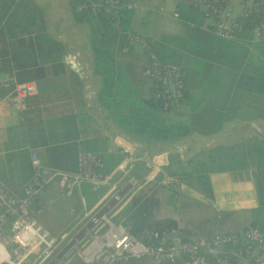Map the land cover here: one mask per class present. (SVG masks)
<instances>
[{
	"label": "crops",
	"instance_id": "crops-1",
	"mask_svg": "<svg viewBox=\"0 0 264 264\" xmlns=\"http://www.w3.org/2000/svg\"><path fill=\"white\" fill-rule=\"evenodd\" d=\"M32 1L41 9L36 21L51 37L63 44L64 72L35 81L37 87L40 86L38 92L24 100L21 112L5 101L0 102V176L26 151L35 153L43 161L44 147H29L28 126L32 133L36 127L45 125L44 133H48V121L63 114H73L78 129V150L100 154L104 172L110 174L112 184L97 187L85 182L72 184L67 189L69 195L54 183L45 188L41 194L43 203L49 206L51 213H55L58 206L65 220L57 226L51 218L46 222L50 233H64L60 244H66L77 236L88 224L90 216L105 205H108L106 217L114 224L128 225L129 232L140 240L148 238L153 229L152 221L162 219L174 221L181 238L207 237L214 232L240 231L247 226L258 228L257 220L264 217V212L258 211L253 169H207L210 164L216 163L217 158L225 157L221 155L224 148L231 153L232 148L229 147L233 144L241 142L244 149L264 146V115L256 111V100L234 94L227 74L214 65L204 79L196 74L187 81L181 105L175 109L176 113H166V117L186 120L191 112L207 105L227 111L232 114L231 119L222 122L216 132L206 135L196 130L176 139H149L136 135L115 120L114 114L117 113L100 98L102 82L101 77L93 72L89 26L73 20L70 10L72 0H57V8L53 6L52 9L46 0ZM52 1L54 4L55 1ZM131 1L134 8L121 10L116 17L123 12L128 13L125 30L152 41L165 36L169 38L171 50L179 51L181 42L178 38L184 36V27L179 19L171 16V12L178 11L183 5L181 1ZM152 13H161L180 24L163 27L161 21L156 22L152 18ZM217 39L219 47L224 45V41L237 46L245 45ZM134 44L130 45V52L124 53L127 50H123L113 55L114 68L119 71L120 90L117 96L126 93L129 88L133 90L132 94L136 91L143 95L147 91V81L138 72L142 48L139 45L135 48ZM252 51L250 46L249 52ZM183 60L188 67L196 65L198 58L186 54ZM3 73L0 72V75ZM15 175L13 169V177ZM14 179L17 180V176ZM0 180L13 189L21 184L18 180L12 184L2 178ZM116 193H119V200L111 201ZM104 228L103 224L90 226V230L94 229L92 233ZM204 251L209 264L233 263H215L213 252L207 248ZM65 261L80 263L75 253ZM119 264L153 262L147 257H139ZM234 264L251 262L242 258L234 260Z\"/></svg>",
	"mask_w": 264,
	"mask_h": 264
},
{
	"label": "trees",
	"instance_id": "trees-1",
	"mask_svg": "<svg viewBox=\"0 0 264 264\" xmlns=\"http://www.w3.org/2000/svg\"><path fill=\"white\" fill-rule=\"evenodd\" d=\"M85 1L72 0L71 15L75 22H85L89 26L93 72L101 77L102 82L100 98L117 113L114 118L123 127L149 139H176L192 130L202 135L214 133L222 122L232 118V114L227 111L207 105L191 112L186 120L167 118L166 113H176V110L161 107L160 102L154 98L151 81L142 75L149 54L161 63L180 67L183 73L182 97L186 93L187 81L192 80L196 74L204 79L213 66L217 65L229 77L234 94L248 99L254 98L258 105L256 111L264 115V41L245 43L243 46L224 41V45L219 47L218 39L201 28L203 15L200 10L190 4L181 5L177 11V19L184 27V36L178 38L181 42L179 51L171 50L168 45L169 38L165 36L157 40L158 42L145 38L138 72L147 81L146 93L140 95L135 91L132 94L133 90L129 88L126 93H119L117 96L120 90L119 71L114 68L113 55L114 52H122L124 46L127 50L124 53L131 51V46L125 39L128 13L123 12L120 17L110 19L100 14L92 15L87 11L76 10V6ZM40 15L41 9L32 0H0V72H13L19 81H39L64 72L63 44L51 37L40 26V22L36 21ZM243 24L244 28H248L251 23L246 19ZM241 35L248 37L245 31ZM250 46L253 54L249 52ZM186 54L198 58L196 65L186 66L183 60ZM44 127L45 125L36 127L32 133L30 127H27L30 149L43 146V162L46 165L67 171L75 170L79 149L75 116L63 114L48 121V133H44ZM229 148H232V152L227 153V148H224L221 155L225 157L217 158L215 164L208 166V171L251 167L258 211L264 212V146L244 149L243 143L239 142ZM29 156L27 151L22 153L1 173L0 178L11 184L17 180L24 182L31 174ZM250 160L252 161L249 164ZM13 169L17 180L13 177ZM257 223L258 228L263 231L264 217L258 219ZM166 225L175 226V223L170 219L154 220L151 228L154 230ZM226 259L234 264L232 257L227 255Z\"/></svg>",
	"mask_w": 264,
	"mask_h": 264
},
{
	"label": "built area",
	"instance_id": "built-area-1",
	"mask_svg": "<svg viewBox=\"0 0 264 264\" xmlns=\"http://www.w3.org/2000/svg\"><path fill=\"white\" fill-rule=\"evenodd\" d=\"M17 1V0H14ZM182 4L196 7L203 15L201 28L216 38L254 43L264 41V0H180ZM131 0H86L76 6L78 11L103 15L113 19L121 10H132ZM178 18L177 11L171 12ZM250 26L244 28L243 20ZM246 29V30H244ZM248 37H243V32ZM128 45L141 47L146 39L134 32L125 31ZM122 50H126V46ZM142 75L151 81L154 98L162 108L175 110L181 105L183 73L179 66L159 62L152 54ZM33 80L19 81L13 72L0 75V102H7L21 112L24 100L37 94ZM31 174L16 188L0 180V264H30V255L39 250L45 259L51 254L48 264L59 263L66 250L74 246L80 235L87 234L88 242L75 249L79 264H119L130 258L147 257L153 264H209L204 249L213 252L214 262H227V255L234 260L247 258L251 264H264V231L247 226L240 231L214 232L207 237L181 238L175 226L166 225L152 229L146 240H140L128 230V225L114 224L105 214L108 205L92 214L89 222L66 244L51 235L37 221L45 188L54 183L65 190L80 182L91 186H112L110 174L104 172L103 160L97 152L78 150L75 170L67 171L46 165L38 155L29 156ZM169 183V181L167 182ZM111 201L119 200V193ZM103 224L104 229L90 234V226ZM63 264H71L64 261Z\"/></svg>",
	"mask_w": 264,
	"mask_h": 264
},
{
	"label": "rangeland",
	"instance_id": "rangeland-1",
	"mask_svg": "<svg viewBox=\"0 0 264 264\" xmlns=\"http://www.w3.org/2000/svg\"><path fill=\"white\" fill-rule=\"evenodd\" d=\"M55 3L53 4L52 0H46L45 2L47 3L48 6H51V9L54 7L57 8L59 3H56L57 0H54ZM152 18L157 22V21H161L163 27H172L176 24H180L177 20L172 19L171 17H165L163 14L161 13H152L151 14ZM157 41V40H156ZM158 42V41H157ZM139 44L135 43L134 47L137 48ZM140 46V45H139ZM141 47V46H140ZM253 54V51L251 52ZM51 219L54 220V224L57 226L58 224H63V221H65L63 219V217L61 216V214L59 213V207L56 206V212L55 213H51V210L49 209V206H46L45 203H43L42 205V209L40 214L37 216V221L38 223L49 232V227H47L48 224H46L47 221H49ZM102 230V229H101ZM99 230V231H101ZM94 231V229H91L89 232L90 234ZM98 231V232H99ZM50 233V232H49ZM51 235H55L58 237L59 241H62L63 237H64V233L58 234L57 231L55 232V234H52V232L50 233ZM89 237L87 236V234H84L80 239H78L74 246H76L77 248H82L87 242H88ZM61 245V244H60ZM74 246H70L64 256H63V260H61V264L64 263L65 260H68L71 258L72 255H74L76 249ZM39 250H36L35 253L30 255V264H46V262L50 259L51 254H49L45 259L41 258L42 254H39ZM58 264V263H55Z\"/></svg>",
	"mask_w": 264,
	"mask_h": 264
},
{
	"label": "water",
	"instance_id": "water-1",
	"mask_svg": "<svg viewBox=\"0 0 264 264\" xmlns=\"http://www.w3.org/2000/svg\"><path fill=\"white\" fill-rule=\"evenodd\" d=\"M120 143L123 144L122 141H120ZM69 245H70V244H66V246H64V248H63V251L66 250V249L69 247Z\"/></svg>",
	"mask_w": 264,
	"mask_h": 264
}]
</instances>
